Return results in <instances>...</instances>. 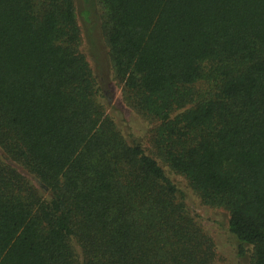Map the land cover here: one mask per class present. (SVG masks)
<instances>
[{"label":"trees","instance_id":"16d2710c","mask_svg":"<svg viewBox=\"0 0 264 264\" xmlns=\"http://www.w3.org/2000/svg\"><path fill=\"white\" fill-rule=\"evenodd\" d=\"M96 3L156 157L264 264V0ZM79 44L73 0H0V264H211L176 185L99 109Z\"/></svg>","mask_w":264,"mask_h":264},{"label":"rangeland","instance_id":"374dc122","mask_svg":"<svg viewBox=\"0 0 264 264\" xmlns=\"http://www.w3.org/2000/svg\"><path fill=\"white\" fill-rule=\"evenodd\" d=\"M73 3L76 24L80 33V44L77 51L84 57L92 73L96 90L95 102L103 115L112 121L116 130L128 144L139 143L144 152L159 163L169 179L176 185L183 197L188 215L213 243L214 258L211 264H248L247 257L244 259L238 257L235 241L228 233L227 212L203 205L188 185L187 180L169 171L156 157L152 146L155 123L136 112L123 85L115 80L109 67L108 51L99 27L100 9L96 0H73ZM193 89L199 94L206 91L208 87L200 83ZM0 156L4 162L9 164L1 152ZM12 165L43 200H49L47 191L30 174L17 165ZM74 250L78 254V250L75 248Z\"/></svg>","mask_w":264,"mask_h":264}]
</instances>
